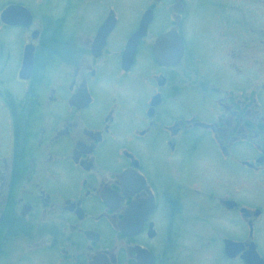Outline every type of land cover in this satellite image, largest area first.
<instances>
[{"label": "flooded vegetation", "instance_id": "af4514ba", "mask_svg": "<svg viewBox=\"0 0 264 264\" xmlns=\"http://www.w3.org/2000/svg\"><path fill=\"white\" fill-rule=\"evenodd\" d=\"M189 233L264 264V0H0V264H179Z\"/></svg>", "mask_w": 264, "mask_h": 264}, {"label": "rangeland", "instance_id": "374dc122", "mask_svg": "<svg viewBox=\"0 0 264 264\" xmlns=\"http://www.w3.org/2000/svg\"><path fill=\"white\" fill-rule=\"evenodd\" d=\"M193 235V234H192ZM194 236V235H193ZM191 233H189V239L185 242L186 246L184 245V243L182 242L181 245V252H183L182 254H180L179 258L177 259V261L179 262V264H205L203 262V260L205 261L206 259H204V252H201L202 250H200V248L202 249V247H198L199 245L193 242ZM198 245V246H197ZM188 246H191V248L188 250ZM188 250V251H186ZM204 257V258H203Z\"/></svg>", "mask_w": 264, "mask_h": 264}, {"label": "water", "instance_id": "95a60500", "mask_svg": "<svg viewBox=\"0 0 264 264\" xmlns=\"http://www.w3.org/2000/svg\"><path fill=\"white\" fill-rule=\"evenodd\" d=\"M151 12L150 11H148V12H146L144 15H143V18H142V21H141V26L144 24V25H146V23H147V19L151 16ZM145 28V27H144ZM142 34H141V32L140 31H138L132 38H133V40L135 41V40H137L140 36H141ZM29 56H28V54L27 53H25V56H24V69L26 68V67H28L29 65L31 66V60H29V58H28ZM225 248H226V251H228V252H234V253H237L239 250H238V248H237V245H234V244H232L231 242H225ZM248 264H258L259 262H261V264H263L262 263V261L257 257V255L255 254V256L253 257V254H252V256L250 257V258H248Z\"/></svg>", "mask_w": 264, "mask_h": 264}]
</instances>
